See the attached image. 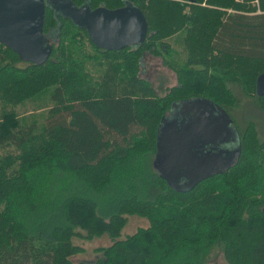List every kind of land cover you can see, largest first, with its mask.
Listing matches in <instances>:
<instances>
[{
  "label": "trees",
  "instance_id": "16d2710c",
  "mask_svg": "<svg viewBox=\"0 0 264 264\" xmlns=\"http://www.w3.org/2000/svg\"><path fill=\"white\" fill-rule=\"evenodd\" d=\"M70 1L92 10L133 5L147 37L103 51L48 9L45 64L23 63L0 44V264H199L215 242L226 264H264V97L255 87L264 0L258 8L254 0ZM146 55L177 76L163 97L141 76ZM239 94L256 99L262 117L238 128L235 165L189 191L170 189L152 161L171 105L205 98L231 115ZM26 101L47 109L42 122L18 112ZM93 170L99 177L87 175ZM128 216L150 225L121 240ZM105 234L112 243L94 262L71 261L83 251L75 238Z\"/></svg>",
  "mask_w": 264,
  "mask_h": 264
},
{
  "label": "water",
  "instance_id": "95a60500",
  "mask_svg": "<svg viewBox=\"0 0 264 264\" xmlns=\"http://www.w3.org/2000/svg\"><path fill=\"white\" fill-rule=\"evenodd\" d=\"M45 5L84 29L92 44L103 51L136 48L147 37L145 16L130 4L113 10L105 7L92 10L87 4L77 7L70 0H0V44L23 63L39 66L50 58L52 44L43 33ZM255 87L256 95L264 97V73L257 77ZM176 113H181L182 117L189 114L192 119L187 117L177 121L174 119ZM217 121L220 125H213ZM231 126L232 120L226 111L208 99L193 98L173 103L157 129L152 161L154 171L176 192L189 191L199 183L227 172L240 156V142L228 159L220 157L229 152L199 154L192 147L201 133L205 136L216 131L228 134ZM233 132L235 129H231Z\"/></svg>",
  "mask_w": 264,
  "mask_h": 264
},
{
  "label": "rangeland",
  "instance_id": "374dc122",
  "mask_svg": "<svg viewBox=\"0 0 264 264\" xmlns=\"http://www.w3.org/2000/svg\"><path fill=\"white\" fill-rule=\"evenodd\" d=\"M182 1H184L181 2L183 4L188 3L185 0ZM235 2L242 3L243 1L235 0ZM252 4L258 8V0H254ZM198 5L200 7H208L205 1ZM88 51L92 52L90 48L88 49ZM141 71V76L147 79L152 84L153 88L156 91V94L159 97H163L168 94V90L176 87L178 84L176 74L165 66L163 60L160 57L146 55L143 59V66L141 68ZM238 100L239 101L237 103V106L234 109L230 110V113L232 115L231 117L234 121L236 128L242 129L244 126V122L248 119L256 121L261 119V113L257 108H255L256 99H249L248 97L241 96L239 94ZM36 107L37 105L34 103V101H26L23 105L18 107V112L24 114V117L28 119V122H30V120L34 118L38 119L39 122H42L47 115V109L35 111L34 109ZM32 116H34V118ZM97 173H100L99 170H93L88 171L87 175L95 176ZM97 180H94V182L95 184L99 185L100 181ZM127 219L128 221L121 231V240H124L127 237L133 235L137 229L147 228L150 225L149 221L138 216H128ZM111 243V239L106 234L102 235L101 237H95L91 239L75 238L73 240V244L81 247L83 251L82 253L71 257V261L73 263L94 262L97 258L95 250L99 248L108 247L111 245ZM199 264H226L223 257L222 244H220L219 242H215L206 254V256L201 259V262Z\"/></svg>",
  "mask_w": 264,
  "mask_h": 264
},
{
  "label": "flooded vegetation",
  "instance_id": "af4514ba",
  "mask_svg": "<svg viewBox=\"0 0 264 264\" xmlns=\"http://www.w3.org/2000/svg\"><path fill=\"white\" fill-rule=\"evenodd\" d=\"M48 9H49L48 6L45 5V11ZM111 10H113V9H111ZM46 37H47L49 43L52 44L53 43L52 35L47 34ZM188 115L189 114H184L182 117L181 113L180 114L176 113L174 116V119L177 121H180L182 118L187 119ZM228 115H229V118L232 120V126H231L228 134L216 131L211 135L209 134V135L205 136V135H203V133H201L200 138H197L194 140L192 150L197 151L199 154H211V153L217 154L220 151H225V153L229 152L226 156L222 155L223 157L222 156L220 157V159L225 158V157H226L225 159H228L230 157V155L237 149V146H236L237 143L240 142L239 130H238V128H236L231 115L230 114H228ZM213 116L218 117L217 115H213ZM210 117H212V116H210ZM188 118L190 120L192 119L191 117H188ZM204 118H205V116H204ZM213 125L219 126L220 121H217ZM231 129H235L236 132L231 133ZM218 161H215V163H217ZM216 165L220 166V163H217Z\"/></svg>",
  "mask_w": 264,
  "mask_h": 264
},
{
  "label": "built area",
  "instance_id": "2783aa9c",
  "mask_svg": "<svg viewBox=\"0 0 264 264\" xmlns=\"http://www.w3.org/2000/svg\"><path fill=\"white\" fill-rule=\"evenodd\" d=\"M171 1L179 2V3L184 2L182 0H171Z\"/></svg>",
  "mask_w": 264,
  "mask_h": 264
},
{
  "label": "crops",
  "instance_id": "0c3cea01",
  "mask_svg": "<svg viewBox=\"0 0 264 264\" xmlns=\"http://www.w3.org/2000/svg\"><path fill=\"white\" fill-rule=\"evenodd\" d=\"M96 175H97V177H99V173H97ZM100 178L102 179V178H103V176L101 175V177H100Z\"/></svg>",
  "mask_w": 264,
  "mask_h": 264
}]
</instances>
